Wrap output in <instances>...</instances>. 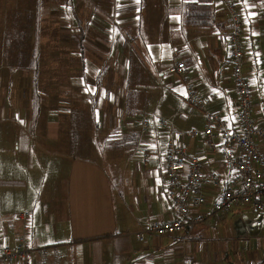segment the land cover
I'll return each mask as SVG.
<instances>
[{"label": "crops", "instance_id": "1", "mask_svg": "<svg viewBox=\"0 0 264 264\" xmlns=\"http://www.w3.org/2000/svg\"><path fill=\"white\" fill-rule=\"evenodd\" d=\"M158 1L147 12L159 17L151 28L141 20L142 0H10L16 10L34 14V25L25 78L12 86L0 79V96L10 94L21 104L16 112H0V249L15 246L19 215L27 213L29 264H264L256 250L242 254L244 248L219 243L229 239V230L216 218L226 220L235 210L179 236L148 231L152 222L175 216L164 173L169 141L184 143L189 156L207 154L205 167L219 171V156L186 132L202 130L207 114L231 120L239 111L225 9L218 0H166L161 11ZM230 2L243 23L242 70L252 117L264 126L263 0ZM183 3L206 9L211 27L181 16ZM145 27L152 31L144 35ZM184 30L196 36L194 53L176 44ZM131 61L138 90L129 85ZM178 63L185 71L171 73ZM189 87L201 108L186 103ZM130 91L137 98L130 99ZM90 115L93 121L81 124L78 117ZM142 118L151 124L144 136ZM131 135L139 139L121 143ZM85 139L97 157L123 147L124 161L112 164L107 154V171L97 160L77 156L71 150Z\"/></svg>", "mask_w": 264, "mask_h": 264}, {"label": "built area", "instance_id": "2", "mask_svg": "<svg viewBox=\"0 0 264 264\" xmlns=\"http://www.w3.org/2000/svg\"><path fill=\"white\" fill-rule=\"evenodd\" d=\"M229 16L228 60L238 96V113L226 120L220 114H207L202 130L191 129L186 135L201 140L220 158V170H208L207 154L188 155L184 143L169 141L164 155L167 199L175 216L166 221H154L148 227L157 236H179L203 224L212 216L224 217L238 208H251L264 213V126L252 117V93L243 74V23L230 0H218ZM264 5V0H263ZM264 8V7H263ZM185 64L178 63L171 73H182ZM186 103L201 108L193 87L188 88ZM162 127L166 123H160ZM144 136L151 124L147 118L139 122ZM206 210V211H201ZM201 211V212H200ZM22 231L14 247L0 249V264H29L30 223L27 213L19 215ZM136 238L143 242V233Z\"/></svg>", "mask_w": 264, "mask_h": 264}, {"label": "rangeland", "instance_id": "3", "mask_svg": "<svg viewBox=\"0 0 264 264\" xmlns=\"http://www.w3.org/2000/svg\"><path fill=\"white\" fill-rule=\"evenodd\" d=\"M142 2V23L145 24L147 19V23L150 25V27H155V20H159V17L156 18L154 13L149 15L147 14L148 10L153 7L154 0H142ZM158 2H160V4L157 3L156 5L160 7L161 11L162 8H167L164 3L166 2V0H160ZM159 7H157V9H159ZM33 15L34 14L32 12L24 13V10H16L10 4V0H0V79L4 83H6L4 84L5 86H12L14 85V80L16 78L24 77V74L26 72L24 67H27L30 63L32 50L31 39L34 25V22L32 20ZM151 28L145 27L144 35L152 31ZM129 31L135 33L133 29H129ZM183 33L184 35L182 39H177L178 41H176V44L180 48H182V46H186L190 49L191 53H194L196 51V41L194 40L196 36H189L188 33H185V30L183 31ZM201 35L203 34L200 33L199 36ZM173 40H175V38H173ZM193 40L195 41V44ZM191 41L192 44L188 43ZM130 65L131 67L129 69L128 78L129 85L131 87H136L133 83L135 78L133 76V73L136 72V70L133 68V61H131ZM150 81L151 77L146 79V82L149 83ZM147 87L149 88V85H147ZM136 89L138 90L137 87ZM131 93L133 95L132 98H137L136 93L130 91V94ZM145 94L146 93H139L138 95L142 96ZM1 97H3V102L0 112H16L14 110L15 108H17V110H21L20 102L12 100L10 94L8 97H4L3 95H1L0 98ZM79 112L85 111L80 110ZM71 119L74 120L76 118L72 116ZM78 119L81 120V124L86 123L87 120L93 121L91 115L83 118L78 117ZM135 126L136 128L138 127L137 124H135ZM102 136L105 139H107L108 137H113L112 134L107 133L102 134ZM124 142L125 140H123L121 143L123 144ZM121 143L118 142L115 144V146ZM99 147L105 146L104 144L100 143ZM122 148L123 147H114L112 153L111 151L106 152L108 154V157L110 158V161L112 160V164H116L118 166L124 161V159L122 158V154L125 153V150H123ZM71 151L77 153L76 155L81 158L97 160L107 168V171L110 170L109 158L106 157L107 154H102L100 157H97L91 146H89V144L87 143V139L82 140L79 144V147L76 150ZM69 153L71 154L70 151ZM61 164H58L56 166H61ZM227 217L228 218L226 220L216 218V220L220 222L215 223H217L218 225L226 223L229 230V239L219 240V243L221 245L227 244L234 248H244V250L241 251L242 254L245 251L247 252L256 250L259 255H262L264 257V213L255 212L251 208H238L235 209L234 213L231 216L229 215Z\"/></svg>", "mask_w": 264, "mask_h": 264}, {"label": "trees", "instance_id": "4", "mask_svg": "<svg viewBox=\"0 0 264 264\" xmlns=\"http://www.w3.org/2000/svg\"><path fill=\"white\" fill-rule=\"evenodd\" d=\"M196 5L194 4H190V3H183L181 6H179L180 8H177L178 12H180V15L183 17H186L191 23L199 26V27H204V26H208L211 27V20H210V14L206 11V9L204 11H200L197 9H194ZM207 28V27H205ZM38 55L35 52L34 54V59H33V64L36 66V61H37ZM131 94H129V98L131 99ZM130 113H134V112H129ZM134 118L137 117V115L134 114L133 116ZM132 117V118H133ZM109 138V137H108ZM112 138V137H110ZM139 139L138 136L136 135H131L128 136L127 139H125V142H135Z\"/></svg>", "mask_w": 264, "mask_h": 264}, {"label": "snow or ice", "instance_id": "5", "mask_svg": "<svg viewBox=\"0 0 264 264\" xmlns=\"http://www.w3.org/2000/svg\"><path fill=\"white\" fill-rule=\"evenodd\" d=\"M136 3L139 4L140 0H136ZM245 3H247V0H245Z\"/></svg>", "mask_w": 264, "mask_h": 264}]
</instances>
